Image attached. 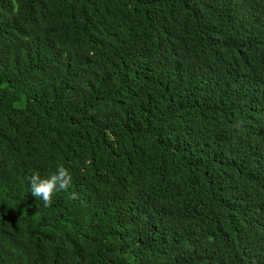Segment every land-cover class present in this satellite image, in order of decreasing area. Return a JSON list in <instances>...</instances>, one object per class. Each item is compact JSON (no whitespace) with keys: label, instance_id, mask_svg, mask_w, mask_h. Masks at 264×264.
<instances>
[{"label":"trees","instance_id":"obj_1","mask_svg":"<svg viewBox=\"0 0 264 264\" xmlns=\"http://www.w3.org/2000/svg\"><path fill=\"white\" fill-rule=\"evenodd\" d=\"M0 264H264V0H0Z\"/></svg>","mask_w":264,"mask_h":264},{"label":"clouds","instance_id":"obj_2","mask_svg":"<svg viewBox=\"0 0 264 264\" xmlns=\"http://www.w3.org/2000/svg\"><path fill=\"white\" fill-rule=\"evenodd\" d=\"M241 124L242 121H237L236 126L239 127ZM71 182L70 171L63 165L58 166L56 172L51 173L47 178H41L39 174H34L29 178L32 196L41 198L45 206L51 204L56 192L67 190Z\"/></svg>","mask_w":264,"mask_h":264}]
</instances>
